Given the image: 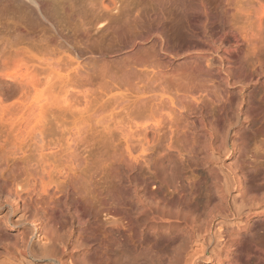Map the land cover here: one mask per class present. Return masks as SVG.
Segmentation results:
<instances>
[{
  "label": "bare ground",
  "instance_id": "1",
  "mask_svg": "<svg viewBox=\"0 0 264 264\" xmlns=\"http://www.w3.org/2000/svg\"><path fill=\"white\" fill-rule=\"evenodd\" d=\"M7 1L0 0V8ZM25 1L31 11L38 6L37 0ZM151 1L161 10L167 2ZM175 5L182 39L201 36L208 41L171 43L166 30L158 28L149 48L132 46L126 64L112 72L114 78L109 73L111 86L103 79L102 92L106 87L120 92L112 97L115 104L106 98L112 102L107 106L111 116L104 122L120 137L111 161L115 164L110 163L120 180L98 182L97 166H89L92 178L87 175L90 163L80 153L89 152L95 161L103 153L93 136L74 134L63 146H42L41 157L63 159L64 164L50 171L56 180L38 181L40 185L34 180L23 184L16 176L17 161L31 159V145L9 151L11 159L0 166L13 174L6 180L0 172L5 178L0 180V264H264V222L252 223L254 216H264V172L255 171L248 159L256 133L248 137L253 127L246 126L259 120L260 102L244 92L250 85H263L264 65L257 74L236 68L248 57L236 58L243 53L241 45L252 48L254 53L246 48L252 59L262 60L264 0H175ZM220 49L224 53L218 64L207 53ZM241 55L245 59L247 54ZM174 59L183 61L174 66ZM102 72L105 77L109 70ZM238 84L243 91L237 102L227 90ZM8 98L0 100V147L7 131L30 128L31 139L40 137L38 130L47 123L44 107L23 97L5 104ZM233 156L235 163L225 169ZM86 176L93 181L85 182ZM151 184L158 185L156 190ZM95 201L106 207L98 210ZM72 236L83 248L80 259L68 250Z\"/></svg>",
  "mask_w": 264,
  "mask_h": 264
},
{
  "label": "rangeland",
  "instance_id": "2",
  "mask_svg": "<svg viewBox=\"0 0 264 264\" xmlns=\"http://www.w3.org/2000/svg\"><path fill=\"white\" fill-rule=\"evenodd\" d=\"M11 1L4 2L0 8V90L5 95L1 96L0 100L1 98L6 99L10 96L11 98H8L5 104H12L17 100L20 102V98L23 97L22 100L25 99L27 103L38 104V107L43 106L42 116H44L43 120L47 123L44 124L45 127L38 130L42 132V135L39 133L42 139L39 136L38 138L31 139V136L29 137L27 134L30 132V128L25 129V131L18 129L16 132L13 131L14 133L11 129V132L5 130L7 128L3 129V131H7V134H4L6 140L2 142L4 147H0V160L3 162L0 166H4L3 164L6 159H11L9 151L14 149L13 146L20 145L22 147V144L24 146L26 144L31 145L30 155L32 156L30 157V161L27 160L28 162L24 163V161L19 160L16 163V167L18 166L17 168L19 169V171H16V176L19 177L18 181L23 184L31 180L37 181L39 185L42 182L47 183L52 177H54L53 179L56 178L54 173L52 177H49V174L54 171L52 168L61 169L64 164L62 161L64 160L43 158L39 152L40 148L47 144L53 146L59 144L63 146L67 138L69 139L74 134H81L88 139H90V136H93L92 138L98 140V142L100 141V144H98L101 149L98 145L97 147L98 150H101L100 152H103L101 153V158H98L97 161L93 160L95 159L94 157L88 158L89 152L88 154L80 153V158H87V162L90 163L84 164H88L87 166H91L92 168L97 166L96 168L100 169L101 173L99 170L97 171V173L99 172L97 174L98 182L104 185L105 182L115 183L114 181L120 180V176H118V173L116 174V167H112V164H115V162L111 161L114 160L112 157L116 155H113V153H116L119 149L120 140L118 138L120 137L117 136L118 133H116L117 131H115L112 124H108V121L107 124H104V122L111 116L107 113L110 108L107 106H110L109 104H112V102L114 103L112 97L117 96L120 92L109 88L112 91L107 96L105 92L109 93L110 91L106 87L107 90L102 92L104 90L103 79H106L104 80L105 83L108 80L107 84L110 82L108 85L104 84V86H111L112 79L115 76L112 72L119 70L118 68H122L128 60L127 57H130V50L135 45H142V49L140 47L141 50L144 49L143 47L149 48L151 42L157 39L154 36L157 35L156 30L158 28L166 30L167 35L172 37H169L171 43H176L178 39L179 43L181 41L186 43V39L193 43H205L204 41H208V38L186 36L182 39V36L178 34L180 24L175 19V0H169L170 4L168 0H165V2L167 1V5L163 4V10L157 4L152 3V1L150 2V0H37L38 6L33 11L29 9L30 6H28L26 1ZM169 5L173 8L169 7ZM148 15H152L153 18H150ZM142 35L145 37L141 38ZM145 38L148 39L145 40ZM241 46L240 49L243 50V53L240 51L241 54L245 52L247 55L245 59L244 55L242 57L241 54L236 58L238 60L242 58V60H246V57H248L243 62H246L244 66L242 62H240V65L242 64L240 66L237 60L238 64L236 68L238 67L239 70V67H242L240 72L243 69V71L246 70L245 72L253 73L252 71H255L254 73H259L258 70L260 69L261 71V66L259 67V65H264V52H262V58L260 57L262 60L259 59V62H261L258 63L257 58L254 57V60L252 59L254 56L252 48L247 47V45ZM246 48L250 52H253L252 55H250L251 53ZM217 51V53L211 51V54L207 53V55L217 58L215 62L219 64L220 56L224 52L221 49ZM262 51H264V48H262ZM180 61L182 62L183 59H174L172 64L175 66ZM103 69L105 72L109 70L108 73H105L108 74V77L105 76L107 78L100 76L103 73ZM262 70H264V66ZM109 73L112 74L113 78ZM263 76V74L262 78L260 76L262 83L264 81ZM109 77L111 80L108 79ZM263 85H250L247 89H244L246 96H250L252 99L255 98L256 101H254L257 105L260 102V105H258L259 120H257L259 122L255 119L256 122L246 124V126L250 125L249 129L253 127V130L251 129L253 132L247 133V136L252 137L256 133L255 137H253L257 141H253L252 137V145H249L252 149H248V151H251L248 152V156L250 157L248 159L251 161L252 166L256 168L255 171L258 170L257 172L260 173L264 172V132H260L262 128L264 129V99H261L264 95ZM231 86L227 91L230 92L229 94H231L230 96L233 100L239 101L240 93L243 91H241L240 84L234 87ZM108 97L112 102L107 99L108 104H106L107 101L105 100ZM113 107L115 106L113 105ZM112 108L110 109L111 112L113 111ZM107 125L109 127H106ZM105 129H112L114 132L109 130L110 133H108ZM20 131L22 134L25 132L27 135H21ZM88 145L86 144L85 146ZM116 145L118 147H115ZM90 146L88 149H90ZM235 155L239 156L238 153ZM236 156H233L226 162L225 169L235 163ZM13 163L11 161L9 165ZM49 166L52 167L50 168ZM16 167L12 166V168ZM91 167H89L91 171L88 170V176L90 174L92 176V171H94ZM1 168L4 169L3 167ZM111 168L115 171L113 174L110 170ZM4 170L5 172H0L5 173L4 177L6 180L8 178L12 179L13 176L11 175L13 174L8 175L9 173H6V169ZM106 171L110 174L105 173ZM2 174H0V180L5 179L2 177ZM114 174L117 177H109ZM147 175L149 176L150 174ZM88 176H86L87 180L85 182L93 181V179H90L92 177L87 178ZM113 179L116 180L113 181ZM103 180L105 181L103 182ZM82 182L79 184H82ZM155 187L151 184L150 189L152 191L156 190ZM95 204H97L98 210L101 209L102 205H105L102 202L100 203V201ZM103 207H106V205ZM102 212L101 218L105 221L104 210ZM260 218L259 216H254L252 223L264 222V220L262 221L264 216ZM4 227L3 230L6 231L7 229H4ZM68 229L66 228L62 232L66 233ZM0 231L2 232V230ZM13 232V234L16 233V231ZM10 236L14 239L16 235ZM76 239L77 236H72L71 245L68 250L75 255V258L80 259V249L83 248L78 246L79 244H77ZM202 264H217V262L206 260Z\"/></svg>",
  "mask_w": 264,
  "mask_h": 264
}]
</instances>
